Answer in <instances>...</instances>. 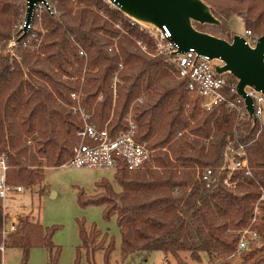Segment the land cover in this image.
<instances>
[{
  "label": "trees",
  "instance_id": "trees-1",
  "mask_svg": "<svg viewBox=\"0 0 264 264\" xmlns=\"http://www.w3.org/2000/svg\"><path fill=\"white\" fill-rule=\"evenodd\" d=\"M204 1L222 22L212 24L223 34L219 37L233 40L228 21L235 14L242 17L246 29L263 34L264 0ZM17 3L0 0V153L9 156V181L31 186L45 177L44 162L30 151L28 139L34 141L35 153L47 158L48 166H61L71 157L82 127L69 107L71 93L82 91L87 110L101 126L111 120L112 133L128 127L126 117L132 109L139 139L157 149L153 163L146 167L121 166L115 171L120 191L102 179L97 182L102 191L83 202L103 205L107 217L116 215L124 255L147 257L159 250L179 264H186L182 253L199 262L205 253L211 264H264V122L258 118L254 124L248 115L240 117L230 105L239 99L238 93L227 88L226 101L203 109L165 58L143 51L133 37L141 36L149 45L151 40L105 0H57L58 12L44 16L46 33L39 47L19 43L17 53L6 52ZM120 20L128 34L114 27ZM194 25L215 34L202 30L197 22ZM81 49L87 56L80 54ZM227 79L229 84L238 83L231 73ZM229 141L245 146L252 172L225 171L208 186L199 175L206 168L220 171ZM227 178L235 186H228ZM256 206L260 213L253 223ZM248 226L259 233L263 246L239 253L240 232ZM54 233L55 228L30 220H22L11 231L0 208V264L2 247L19 248L22 264H28L35 246L46 247L50 260L57 261ZM80 233L87 244L101 235L95 227L88 231L84 222ZM104 244L105 238L101 249ZM114 248L109 241L104 249L108 263ZM237 256L235 263L231 259Z\"/></svg>",
  "mask_w": 264,
  "mask_h": 264
},
{
  "label": "built area",
  "instance_id": "built-area-1",
  "mask_svg": "<svg viewBox=\"0 0 264 264\" xmlns=\"http://www.w3.org/2000/svg\"><path fill=\"white\" fill-rule=\"evenodd\" d=\"M105 1L111 8L120 10L113 0ZM28 3V0L24 1L22 19L10 41L9 45L12 44L11 47H16L21 43L24 47L38 48L46 33L44 16L46 14L54 15L58 12L57 0H40L34 3L31 20L27 22ZM101 14H104V12L101 11ZM123 14L131 27L140 30L152 42L150 43L152 45H149L147 39L145 40L141 36H134L133 38L137 45L151 55L164 57L166 62L177 71L179 77L186 81L187 88L200 100V105L203 109H211L214 105L226 101L225 90L227 88L237 93L238 83L229 84L227 73H219L217 71V66L224 64L221 59H211L209 55L199 54L194 48L181 53L179 52V45L172 39V32L166 25L160 28L139 21L124 12ZM114 27L121 30L124 34H128V31L124 29L123 21L114 22ZM241 36L245 38L247 44L255 47L261 35L246 29ZM33 41H35L34 44ZM150 46H152V51ZM114 48L118 50L117 43H115ZM80 54L87 56L83 49H81ZM18 58L20 59V56ZM122 68L123 65L120 64V69ZM118 80L117 72L113 80L115 101L118 97ZM245 90L253 99L257 118L262 119L264 117V92L258 91L251 86H247ZM71 99L72 104L69 107L78 116L82 127L77 131L73 141L71 157L61 166L114 169L116 171L121 166L134 170L153 163L157 149L152 148L147 141L139 139V127L132 109L126 117L128 127L125 130L112 133L109 129L111 120L101 126L94 118V114L87 110L83 103L84 94L82 91L72 92ZM241 101L243 104H241ZM230 105L238 110L241 118L247 115L249 117V112L242 96L239 95V99ZM181 134L179 133L178 135L180 136ZM28 143L32 144L33 140L29 139ZM9 169L8 154L0 153V208L7 217L9 229L12 231L16 229L19 220L11 221V216H8L9 208L7 202L13 198L14 194L23 192L24 186L12 184L9 181ZM239 170L244 171L248 175L252 172L247 151L243 144L235 145L233 141H229L224 150L223 165L220 171L217 173L213 168H206L199 175V178L210 186L218 180L222 172L227 171L232 174ZM224 182L228 186H235V182L230 181L229 178L225 179ZM259 213V207L256 206L253 223L257 220ZM258 241H260L259 233L253 230L251 226H248L240 232L238 251L250 250L251 244ZM2 250L4 251V247H2Z\"/></svg>",
  "mask_w": 264,
  "mask_h": 264
},
{
  "label": "rangeland",
  "instance_id": "rangeland-1",
  "mask_svg": "<svg viewBox=\"0 0 264 264\" xmlns=\"http://www.w3.org/2000/svg\"><path fill=\"white\" fill-rule=\"evenodd\" d=\"M24 1L18 0L15 11L16 17L12 24L11 32L13 34L16 33L15 30H17L22 19ZM228 25L232 36L245 33L246 26L239 15H232ZM198 27L204 31L213 32L215 33L213 35L218 37L223 35L216 32L212 24ZM11 46L12 44L7 46L6 52L11 49L12 52L17 53L18 46L15 48ZM262 120L264 122V117ZM29 145L30 151L44 162L45 177L34 185H23L24 191L14 194L13 198L7 202L8 216H11V221H17V219L18 222L30 220L47 228H55L52 240L59 248V256L57 261H51L46 247L35 246L30 251L28 264H179L175 258L166 257L159 250L152 251L147 257L137 254L124 255L122 252V235L116 215L107 217L103 205L83 203L86 197L95 196L102 191V188L97 186V182L102 179L110 181L115 191L121 190L114 169L77 168L73 166L51 167L48 166L47 158H42L35 153L34 141ZM81 222L85 223L88 231L93 227L100 231L101 235H98L92 244L82 241ZM103 238L106 239V244L101 249L103 245L100 244ZM109 241L114 242L115 248L108 263L104 249L108 246ZM262 246L261 241L251 244V248L254 250H260ZM94 249H96L94 255L90 254L89 258V253ZM238 252L240 253V251ZM181 257L186 264H211L205 253L202 254V262L193 260L185 253H182ZM239 259L237 256L231 260L237 263ZM3 264H22L21 250L15 247H7L3 251Z\"/></svg>",
  "mask_w": 264,
  "mask_h": 264
},
{
  "label": "water",
  "instance_id": "water-1",
  "mask_svg": "<svg viewBox=\"0 0 264 264\" xmlns=\"http://www.w3.org/2000/svg\"><path fill=\"white\" fill-rule=\"evenodd\" d=\"M28 0L27 22L31 20L34 3ZM124 13L146 24L163 28L166 25L172 32V39L184 53L194 48L199 54L211 59H221L224 64L217 66L219 73H231L238 79L237 93L244 99L249 119L255 124L252 97L246 92L247 86L264 92V34L255 47L246 43L239 34L232 41L196 29L201 25H221L211 7L204 0H113Z\"/></svg>",
  "mask_w": 264,
  "mask_h": 264
}]
</instances>
